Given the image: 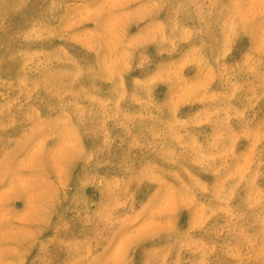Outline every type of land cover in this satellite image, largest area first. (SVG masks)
Listing matches in <instances>:
<instances>
[{
  "label": "rangeland",
  "instance_id": "rangeland-1",
  "mask_svg": "<svg viewBox=\"0 0 264 264\" xmlns=\"http://www.w3.org/2000/svg\"><path fill=\"white\" fill-rule=\"evenodd\" d=\"M0 264H264V0H0Z\"/></svg>",
  "mask_w": 264,
  "mask_h": 264
}]
</instances>
